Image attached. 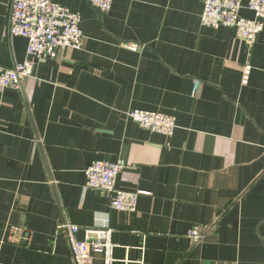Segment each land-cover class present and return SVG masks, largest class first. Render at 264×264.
<instances>
[{
  "label": "crops",
  "instance_id": "1",
  "mask_svg": "<svg viewBox=\"0 0 264 264\" xmlns=\"http://www.w3.org/2000/svg\"><path fill=\"white\" fill-rule=\"evenodd\" d=\"M54 1L81 14L86 38L36 62L20 89L0 88V261L74 264L59 231L68 221L111 226L114 264H264V29L250 45L232 27L204 26V0H114L106 14ZM11 13L0 0L4 66L26 59ZM131 109L177 127L148 130ZM96 159L125 161L117 186L144 192L136 212L85 186ZM13 225L26 228L24 244L5 242ZM193 228L209 231L194 242Z\"/></svg>",
  "mask_w": 264,
  "mask_h": 264
},
{
  "label": "built area",
  "instance_id": "2",
  "mask_svg": "<svg viewBox=\"0 0 264 264\" xmlns=\"http://www.w3.org/2000/svg\"><path fill=\"white\" fill-rule=\"evenodd\" d=\"M89 4L102 14L108 13L114 0H88ZM10 33L27 39L26 59L13 66L0 65V88L20 89L26 78L34 76L38 61L56 58L60 50L82 49L85 34L81 27L82 16L66 5L54 0H11ZM201 21L204 26L218 28L229 26L236 30L239 38L253 45L264 29V0H204ZM246 8L253 17L241 14ZM133 47H136L133 45ZM251 65L243 66L242 82L250 79ZM200 80L194 84L193 94L197 95ZM127 118L151 131L172 135L177 127L175 117L150 110L131 109ZM123 159L112 162L94 160L86 169V187L103 192L110 199L113 209L136 212L142 191H127L117 186L118 176L125 168ZM83 230L84 238H77ZM68 242L74 264H95V255L102 256L103 264H114L115 244L112 241L113 228L109 225L82 227L64 221L59 225ZM209 230L193 228L188 236L194 242L201 241ZM28 232L22 226H10L5 242L20 245L28 241ZM0 264H7L0 261ZM126 264H129L127 261Z\"/></svg>",
  "mask_w": 264,
  "mask_h": 264
}]
</instances>
